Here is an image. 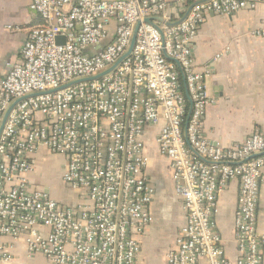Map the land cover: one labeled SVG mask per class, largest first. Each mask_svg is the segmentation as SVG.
<instances>
[{"label":"built area","instance_id":"built-area-1","mask_svg":"<svg viewBox=\"0 0 264 264\" xmlns=\"http://www.w3.org/2000/svg\"><path fill=\"white\" fill-rule=\"evenodd\" d=\"M263 1L31 0L41 23L0 81V129L13 105L0 135V264L13 259L7 237L24 238L31 255L52 264H135L153 222L152 128L186 213L166 263L264 264V131L228 147L204 136L211 99L191 46L210 14ZM138 25L133 51L118 63ZM40 148L64 156V183L87 190L89 205L67 206L32 188ZM234 180L236 259L216 222Z\"/></svg>","mask_w":264,"mask_h":264},{"label":"crops","instance_id":"crops-1","mask_svg":"<svg viewBox=\"0 0 264 264\" xmlns=\"http://www.w3.org/2000/svg\"><path fill=\"white\" fill-rule=\"evenodd\" d=\"M31 0H0V81L20 59L32 27L41 23L30 8ZM198 68L204 73L206 92L211 99L204 120V136L213 144L233 146L256 128L264 131V1L254 9L233 15L210 14L192 42ZM157 129L147 132L150 155L148 175L156 189L151 211L153 222L141 237L142 250L135 264H167V253L175 245L186 222L181 198L172 180L169 161L159 153ZM29 173L32 188L41 189L67 206L90 204L87 190L72 189L62 179L63 155L40 148ZM239 181L230 182L219 198L216 215L227 255L238 257L234 237V216ZM258 231L264 234V184L258 206ZM13 259L8 264H52L42 254L31 255L24 238H2Z\"/></svg>","mask_w":264,"mask_h":264},{"label":"water","instance_id":"water-1","mask_svg":"<svg viewBox=\"0 0 264 264\" xmlns=\"http://www.w3.org/2000/svg\"><path fill=\"white\" fill-rule=\"evenodd\" d=\"M151 21H152L151 18H147V19H146V22H151ZM138 27H139V25L137 26V28H136V30H135V32H134V36H133V38H132V42H131V45H130V47H129L127 53H126V54H125V55H124V56L118 61V63H120L124 58H126L127 56H129V55L131 54V52L133 51V48H134L135 43H136V36H137V29H138ZM59 39H61V38H59ZM62 39H64V38H62ZM118 63H117V64H118ZM114 67H115V66H114ZM114 67H111L110 69H108L107 71L101 73L100 75L95 76V77H92V78L87 79V80L100 78V77L103 76L104 74H106V73L112 71V69H113ZM187 96H188V98H189L188 93H187ZM189 99H190V98H189ZM12 108H13V105L10 107V109L7 111V113H6V115H5V118H4V121H3V124H2L1 129H0V135H1V132H2L3 127H4V125H5V122H6L7 118H8V115H9L10 111L12 110Z\"/></svg>","mask_w":264,"mask_h":264}]
</instances>
